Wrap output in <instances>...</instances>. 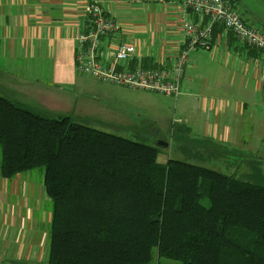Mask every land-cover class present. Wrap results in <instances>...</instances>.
I'll use <instances>...</instances> for the list:
<instances>
[{
    "label": "trees",
    "instance_id": "obj_1",
    "mask_svg": "<svg viewBox=\"0 0 264 264\" xmlns=\"http://www.w3.org/2000/svg\"><path fill=\"white\" fill-rule=\"evenodd\" d=\"M161 149L0 97V176L41 170L50 199L46 264H264V187Z\"/></svg>",
    "mask_w": 264,
    "mask_h": 264
},
{
    "label": "crops",
    "instance_id": "obj_2",
    "mask_svg": "<svg viewBox=\"0 0 264 264\" xmlns=\"http://www.w3.org/2000/svg\"><path fill=\"white\" fill-rule=\"evenodd\" d=\"M182 1L0 0V97L35 113L68 109L61 90L77 76L75 36L89 3H97L119 23L118 42L134 47L125 68L146 59L171 70L186 40ZM232 3L247 25L264 31V0ZM43 63L47 77L40 70ZM261 63L264 57L258 51L215 25L208 48L189 54L177 97L182 122L174 130L201 136L208 157L223 147L242 161L241 154L248 152L256 155L252 160H264L259 145L264 137ZM29 202L37 211L30 210ZM50 207L42 179L37 182L23 173L10 180L0 176V264H43Z\"/></svg>",
    "mask_w": 264,
    "mask_h": 264
},
{
    "label": "rangeland",
    "instance_id": "obj_3",
    "mask_svg": "<svg viewBox=\"0 0 264 264\" xmlns=\"http://www.w3.org/2000/svg\"><path fill=\"white\" fill-rule=\"evenodd\" d=\"M263 1V0H262ZM75 57V54H74ZM14 68V65L12 66ZM44 77H47V64L40 65ZM68 100L66 111L54 112L43 110L47 113H36L42 117L59 118L68 117L74 123L94 128L98 131L114 134L132 141L142 142L149 146H157L158 142L168 146L160 150L158 162L165 164L173 159L185 163L204 166L226 176H234L236 180L264 187V160H252L256 157L249 152L239 157L230 156L233 152L223 147H217L215 154L208 157L203 138L193 136L185 132V136L179 135L174 126V119H179L178 110L182 105L179 98L149 92L138 89H130L110 83L98 82L89 76L77 74L73 84L63 92ZM39 109V108H38ZM177 109V111H176ZM181 120V119H180ZM211 146V144H208ZM264 151V137L259 143ZM252 158V159H251ZM1 163V150H0ZM253 165V169H249ZM27 178L32 177L39 182L42 178L41 170L24 172ZM29 201V199L27 198ZM202 203L205 205L206 200ZM30 210L34 208L29 202ZM29 210V211H30ZM51 212V207H50ZM49 231V227H48ZM154 260L152 264H181L180 261L157 257L156 249H153ZM47 253L43 264H46ZM42 264V263H38Z\"/></svg>",
    "mask_w": 264,
    "mask_h": 264
},
{
    "label": "built area",
    "instance_id": "obj_4",
    "mask_svg": "<svg viewBox=\"0 0 264 264\" xmlns=\"http://www.w3.org/2000/svg\"><path fill=\"white\" fill-rule=\"evenodd\" d=\"M180 16L186 40L172 69L144 68L140 65L129 69L125 68V63L134 54V47L118 42L119 23L97 3L89 4L75 36L77 74L112 85L158 92L176 99L190 52L197 47L208 48L215 25L222 26L264 57V32L246 25L234 11L230 0H183ZM205 18L207 22L203 24ZM261 70L264 72V63H261ZM181 122L180 119H174V123Z\"/></svg>",
    "mask_w": 264,
    "mask_h": 264
},
{
    "label": "water",
    "instance_id": "obj_5",
    "mask_svg": "<svg viewBox=\"0 0 264 264\" xmlns=\"http://www.w3.org/2000/svg\"><path fill=\"white\" fill-rule=\"evenodd\" d=\"M157 147L166 148V147H167V144H165V143H161V142H158Z\"/></svg>",
    "mask_w": 264,
    "mask_h": 264
}]
</instances>
